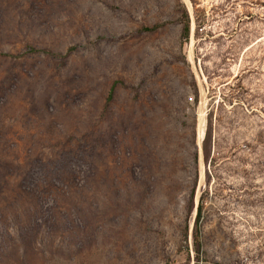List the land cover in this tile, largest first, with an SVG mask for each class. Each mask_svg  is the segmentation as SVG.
Masks as SVG:
<instances>
[{
	"label": "rangeland",
	"instance_id": "1",
	"mask_svg": "<svg viewBox=\"0 0 264 264\" xmlns=\"http://www.w3.org/2000/svg\"><path fill=\"white\" fill-rule=\"evenodd\" d=\"M0 264H264V0H0Z\"/></svg>",
	"mask_w": 264,
	"mask_h": 264
},
{
	"label": "trees",
	"instance_id": "2",
	"mask_svg": "<svg viewBox=\"0 0 264 264\" xmlns=\"http://www.w3.org/2000/svg\"><path fill=\"white\" fill-rule=\"evenodd\" d=\"M182 24H183L182 36H183V38L188 39L189 34H190V21H189V16H188V13H187L186 9L184 11V20H183ZM159 28H160L159 26H155L153 28L145 29V32L154 33ZM29 53L33 54V53H37V52L35 50L31 49V50H29ZM208 141H209V134L206 135L204 140H203V150L205 152L204 153L205 154V161L208 160V158H207V150H206ZM195 185H196V182H195ZM192 195H194V191H193ZM203 204L204 203H203V200L201 198V200L199 202V205L197 207V216H196V221H195L194 230H193V241H194V247H195L196 254L200 253L201 244H202L201 243V233H200L199 221H200V218H201V215H202V211H203V207H204Z\"/></svg>",
	"mask_w": 264,
	"mask_h": 264
},
{
	"label": "bare ground",
	"instance_id": "3",
	"mask_svg": "<svg viewBox=\"0 0 264 264\" xmlns=\"http://www.w3.org/2000/svg\"><path fill=\"white\" fill-rule=\"evenodd\" d=\"M203 116H204V114H202V113L200 114L199 113L198 126H199V130H200V134H199V136H200L199 137L200 138V142L202 141V135H203V131H202V127H203V124H202L203 123V121H202L203 120Z\"/></svg>",
	"mask_w": 264,
	"mask_h": 264
}]
</instances>
